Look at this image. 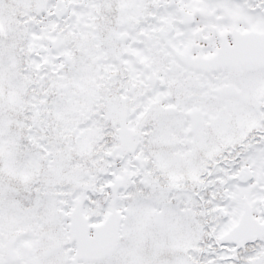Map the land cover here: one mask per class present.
I'll list each match as a JSON object with an SVG mask.
<instances>
[{"label": "snow or ice", "instance_id": "1", "mask_svg": "<svg viewBox=\"0 0 264 264\" xmlns=\"http://www.w3.org/2000/svg\"><path fill=\"white\" fill-rule=\"evenodd\" d=\"M0 264H264V0H0Z\"/></svg>", "mask_w": 264, "mask_h": 264}]
</instances>
